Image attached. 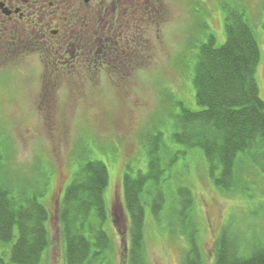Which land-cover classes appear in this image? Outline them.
I'll list each match as a JSON object with an SVG mask.
<instances>
[{"label": "rangeland", "instance_id": "374dc122", "mask_svg": "<svg viewBox=\"0 0 264 264\" xmlns=\"http://www.w3.org/2000/svg\"><path fill=\"white\" fill-rule=\"evenodd\" d=\"M156 9L144 34L139 67L124 80L110 72L100 76V85L65 84L47 91L35 82L38 58L0 65L5 172L15 196L37 194L50 212L52 243L42 264H65L60 205L79 164L88 158L108 167L104 228L114 245L111 264L121 263L123 245L130 242L123 175L127 169L135 176L147 170L144 138L158 132L163 134L164 174L157 187L164 188L166 199L160 221L146 207L148 264H182L187 248L183 226L178 217L170 220L166 209L181 206L177 189L183 186L195 197L197 244L205 264L215 263L216 243L224 234L238 243L242 255L254 244H264V173L252 171L242 186L223 190L215 185L202 150L172 138L179 102L199 109L193 82L197 46L208 34L216 36L218 46L226 41L230 9L243 12L256 34L261 53L256 77L264 101V0H157ZM177 152L176 163L169 166Z\"/></svg>", "mask_w": 264, "mask_h": 264}, {"label": "trees", "instance_id": "16d2710c", "mask_svg": "<svg viewBox=\"0 0 264 264\" xmlns=\"http://www.w3.org/2000/svg\"><path fill=\"white\" fill-rule=\"evenodd\" d=\"M225 32L222 45H217L214 34H208L197 46L193 82L199 109L179 102L181 111L172 138L187 148H200L215 185L233 191L252 171L264 173V101L256 77L260 47L243 12L227 11ZM144 144L147 170L135 176L127 169L123 175L130 242L123 245L120 264H148L146 207L159 221L165 210L164 188L157 187L164 174L163 134H150ZM177 156L178 152L169 166L176 163ZM6 160L0 147V264H42L52 243L50 212L37 194L14 195L5 172ZM108 184L109 171L103 161L88 158L79 164L59 211L65 264H111L114 245L104 228ZM177 194L181 206L166 209V213L170 220L178 217V225L183 226L187 248L182 264H205L197 244L195 197L184 186L177 189ZM214 255V264H264V244H254L247 255H242L238 243L224 234L216 243ZM106 256L109 261H105Z\"/></svg>", "mask_w": 264, "mask_h": 264}, {"label": "flooded vegetation", "instance_id": "af4514ba", "mask_svg": "<svg viewBox=\"0 0 264 264\" xmlns=\"http://www.w3.org/2000/svg\"><path fill=\"white\" fill-rule=\"evenodd\" d=\"M156 2L0 0V65L38 58L35 82L47 91L100 85L110 72L124 80L139 67Z\"/></svg>", "mask_w": 264, "mask_h": 264}]
</instances>
